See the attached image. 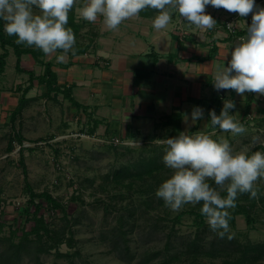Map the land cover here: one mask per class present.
Returning <instances> with one entry per match:
<instances>
[{
  "label": "rangeland",
  "instance_id": "obj_1",
  "mask_svg": "<svg viewBox=\"0 0 264 264\" xmlns=\"http://www.w3.org/2000/svg\"><path fill=\"white\" fill-rule=\"evenodd\" d=\"M84 2L77 0L69 14L73 11L76 20L84 25L77 47L92 44L93 47H89L85 54H67L62 63L57 62V56L61 54L58 51L43 57L45 62L53 63L58 87L70 86L71 96L83 106L79 110L63 92L56 99L52 98L53 93L44 97L46 87L35 80L24 108L12 120L11 114L22 93L17 87L28 86L27 71H33L38 77L44 73V66L31 55H23L20 67L24 72L18 71L17 57L8 47L5 70L0 75V254L13 243L24 249L13 264H264V178L255 183L258 198H250V193L238 194L236 200L242 209H228L233 221H229V233L223 238L210 230L206 218L201 223L186 214L175 223L179 213L198 210L202 202L186 204L174 212L156 196L159 186L173 174L163 162L167 145L158 141L178 136L181 132L187 135L214 132V140L227 139L234 151L251 145L254 136L264 141V95L245 92L241 96L235 90L227 89L226 96L219 103L213 98H216L217 90L212 77L204 86L205 102L199 106L189 103L182 110L186 114L180 123V131H175L172 124H164L165 119L159 121L156 116L154 120H134L127 138L120 133L112 134V128H107L103 122L107 114L93 109L95 84H99L101 75L110 69L111 64L106 59L117 53L122 42L136 47L139 44L134 39L135 34H141L149 27L142 26L141 19L137 18L139 15L135 21L131 18L116 30H108L103 17L89 22L79 15L77 9ZM34 11L39 14V9ZM155 12L159 13L158 10ZM177 12L171 10L169 24L174 25L173 29L180 26ZM224 26L230 32L238 29L228 21ZM172 34H169L170 38ZM145 39L149 38H142ZM2 53L0 47V55ZM169 56L171 60L177 57L174 54ZM217 64L228 66L218 62L214 69ZM87 68L94 70L93 73L87 72L86 84L81 80ZM107 84L114 86L110 82ZM111 90L114 96L124 95L120 88ZM209 100L214 103L211 107ZM226 100L235 104L229 114L246 128L245 133L233 135L212 127L209 112L214 110L219 115ZM194 107L203 109V118L193 123L190 117ZM99 117L102 120H98L99 125L90 134L86 130ZM131 120L126 122L130 125ZM64 123L69 126H63ZM119 129L122 132L123 125ZM18 131L25 139L21 146L14 136ZM53 135L54 138L50 139ZM10 142L13 144L11 151L8 150ZM259 145L264 147V143H256L251 151L264 153V149H256ZM22 157L33 190L36 193L47 191L64 207L43 205L38 217L44 218L48 234L40 231L41 238L30 233L35 226L32 215L20 216L28 200L20 163ZM142 158L155 159L161 167L141 178L123 179L120 176V181L114 180L117 171L128 166L135 170L136 163ZM207 182L216 187L213 180ZM120 228L124 235L120 234ZM25 233L30 234L25 238ZM229 234L232 239L228 238ZM123 239H126V245L122 243ZM192 243L198 246L197 252L189 248ZM224 244L228 251L221 249Z\"/></svg>",
  "mask_w": 264,
  "mask_h": 264
},
{
  "label": "clouds",
  "instance_id": "obj_2",
  "mask_svg": "<svg viewBox=\"0 0 264 264\" xmlns=\"http://www.w3.org/2000/svg\"><path fill=\"white\" fill-rule=\"evenodd\" d=\"M77 0H0V20L4 22V31L16 36L15 43L42 50L51 55L58 50L57 62L65 61L67 54H74L75 35L66 27L69 12ZM223 8L240 17L251 14V24L246 35L231 51L228 66H215L213 85L217 91L232 89L238 95L245 92L264 95V7L255 0H85L78 8L79 15L96 22L103 17L108 30H116L122 22L137 17L139 13L151 8L159 14L153 21V27L159 31L166 28L172 17L171 10L179 12L180 17L201 31L213 29L216 21L206 14V6ZM34 9H39L37 14ZM231 27V25H229ZM235 108L231 100L224 102L219 115L209 112L210 123L215 129L239 135L246 128L229 114ZM203 118V109L194 107L191 121ZM212 134L196 132L158 141L167 145L163 156L165 166L173 170L171 178L165 180L156 191L165 206L172 211H180L184 205H196L202 202L200 212L206 217L210 230L221 238L229 233L230 213L228 209L236 207L238 194L250 193V198H258L255 183L264 178V153L249 152L256 143H264L259 136L252 137V143L239 151H234L227 139L219 141ZM213 180L216 187L207 182ZM227 193L226 197L221 192ZM232 239V235H228Z\"/></svg>",
  "mask_w": 264,
  "mask_h": 264
},
{
  "label": "crops",
  "instance_id": "obj_3",
  "mask_svg": "<svg viewBox=\"0 0 264 264\" xmlns=\"http://www.w3.org/2000/svg\"><path fill=\"white\" fill-rule=\"evenodd\" d=\"M255 3L264 7V0H255ZM155 11L154 9L146 11V14L139 13L140 16L137 18L141 19L142 26L148 25L149 29L141 34H135L134 39H137L139 45L133 47L124 41L117 53H112V57L106 59L111 67L101 75L99 84H95L97 90H93L95 102L93 109L102 110L107 114L108 117L103 120L104 124L107 128H112V134L120 133L123 138L129 137L134 120L143 118L154 120L157 116L159 121L165 119L166 122L175 116L182 122L186 114H183L182 110H185L186 105L189 103L195 106L202 105L205 102L204 86L214 77V64L218 62L228 64L231 51L239 42V38L246 35V29L252 20L251 14L240 17L238 13H230L223 8L216 9L208 5L206 14H210L216 21L213 29L201 31L194 25H189L178 14L179 27L173 29L174 25L169 24L157 31L153 27V21L159 13ZM126 21H131V18L124 22ZM226 21L232 22L238 29H234L235 32L228 31L224 26ZM239 32L243 34L239 36L237 34ZM144 33L148 35L145 36ZM170 33H173L171 38ZM146 37L149 39L143 41L142 38ZM169 54L177 57L171 60ZM93 70L87 68L82 73L81 81L86 83L88 81L86 74L93 73ZM53 71L55 72L54 69ZM108 82L114 86H109ZM118 88L123 90L124 95L114 96L111 89ZM225 92L227 93V90ZM217 96L221 101L224 98L220 97L218 91ZM99 118L93 121L102 120ZM130 119L132 120L129 125L126 121ZM122 125L124 130L121 132L119 128Z\"/></svg>",
  "mask_w": 264,
  "mask_h": 264
},
{
  "label": "trees",
  "instance_id": "obj_4",
  "mask_svg": "<svg viewBox=\"0 0 264 264\" xmlns=\"http://www.w3.org/2000/svg\"><path fill=\"white\" fill-rule=\"evenodd\" d=\"M142 14H146V11L143 10L141 11ZM83 24L78 22L76 20V16L74 14V12L72 11L69 14V20H68V24L66 25V27H70L73 30V33L75 35V39H76V43L74 45V52L76 54H85L87 52V49L89 47H93V44L90 46L85 45L83 47H77V39L80 35V32L83 28ZM92 31V30H91ZM93 32V31H92ZM239 36H241L243 33L239 32L237 33ZM96 37V36H95ZM17 37L16 36H9L6 34V32L4 31V22L2 20H0V47L3 50V53L0 55V75L4 73L5 70V66H6V59L9 55V51H8V47H11L14 51L15 56L17 57V70L20 72H24L21 67H20V62H21V58L23 55H31V57L37 61L40 65L44 66V73L40 76H35L33 71H27L26 73L29 74V84L26 87H21L18 86V91H21V96L19 98V104L17 106V108L15 109V111H13L12 115V120H15V117L17 114H19L22 109L24 108L26 102L28 101L27 95L28 93L33 89L34 87V81L38 80L39 83H41L42 85H44L45 88V93H43L44 97H49L50 94L53 93L52 98L56 99L58 94L60 92L64 93V96L66 98L69 99V101H71L73 107H76L78 110L83 107L81 104H79L77 101H75L74 97L71 96L70 93V86L68 88H64V89H60V87H58L57 85V75L56 73L52 70V66L53 63H51V61H47L45 62V60L43 59V57L45 56V54L42 52V50L33 47H28L25 46L23 44L18 45L17 43H15ZM95 39V38H94ZM93 40L91 39L90 42H92ZM58 52H61L60 50H58ZM73 52H69L68 54L72 55ZM212 56V55H211ZM209 57V56H208ZM211 58V57H209ZM215 99V101L221 103V100L219 98V96L213 97ZM212 101L209 100V107H211L214 103H211ZM211 103V104H210ZM85 110L84 113L87 112L86 107L84 106ZM175 117V116H174ZM170 118L168 119L164 124H172L175 131H180V120H178L176 117L174 118ZM93 125L88 127V129L86 131H88L90 134L94 132L95 128H97L99 122L98 121H93ZM63 126H69L68 123H64ZM173 130V131H174ZM176 133V132H175ZM18 144L21 146L23 144V142L25 141V139L23 138V136L21 135V133L18 131L14 134ZM175 136V135H174ZM54 135L51 136L50 139H53ZM13 142V141H12ZM12 142H10L8 150L11 151L13 148V144ZM261 148L264 149L263 146H257L256 149ZM256 150L250 151L249 155H251L253 152H255ZM155 159H140L139 162L136 163L135 165V170L132 169L131 166L128 167H124L122 169H120L119 171H117V175L116 174V178H114L115 181H120V176H122L123 179L128 178V177H137V178H141L143 177L145 174H152L154 172H157L159 170V168L161 167L160 165H158L155 161ZM21 166L23 168V173L25 176V185H26V191L28 193V200H27V205L26 207L22 210V214L24 216L27 215H32V219H34L35 221V226L34 229L30 232V233H35L39 238H41L40 235V231L43 230V232L45 234H48V229L45 225V220L44 218L38 217V213L41 211L42 207L44 204H48L50 207L52 208H59V209H64L63 205L57 201L51 194H49L47 191L42 192V193H36L33 188L31 187V185L29 184L28 180H27V169L24 163V159L23 157L20 160ZM120 177V178H119ZM213 185V184H212ZM211 185V186H212ZM150 189V188H149ZM227 193L225 192H221V196L222 197H226ZM38 200H42L43 202H38ZM236 208L241 211V206L239 205L238 201L236 200ZM164 203V201L162 202ZM200 204V203H199ZM202 208V205H199L198 210H191L190 212H181L179 213L176 217H175V223H177L178 221L181 220V218L186 215V214H190L192 216H194L196 219H198L201 223H203V221L205 220V216H203L200 212V209ZM31 210L33 212H31ZM229 221H233V215L230 214V219ZM30 233H25V238L29 236ZM120 234L124 235L125 232L122 231V228H120ZM122 243H124L126 245V239L122 240ZM220 243H222V241H220ZM115 247L120 250L119 245L115 244ZM227 247L224 244V247L221 248L223 251H228ZM189 248L192 251L197 252L198 246L195 243H192ZM7 251H5L4 253L1 252L0 254V264H13V261H18V255L20 256V251L24 250L23 247H21L20 245H14L13 243L8 245V247L6 248ZM43 250V249H42ZM262 250V248H261ZM41 251V249H40ZM14 256V257H12Z\"/></svg>",
  "mask_w": 264,
  "mask_h": 264
},
{
  "label": "water",
  "instance_id": "obj_5",
  "mask_svg": "<svg viewBox=\"0 0 264 264\" xmlns=\"http://www.w3.org/2000/svg\"><path fill=\"white\" fill-rule=\"evenodd\" d=\"M218 93L220 94V97H224L225 90H220V91H218Z\"/></svg>",
  "mask_w": 264,
  "mask_h": 264
},
{
  "label": "built area",
  "instance_id": "obj_6",
  "mask_svg": "<svg viewBox=\"0 0 264 264\" xmlns=\"http://www.w3.org/2000/svg\"><path fill=\"white\" fill-rule=\"evenodd\" d=\"M232 32V31H231ZM233 32H235V30H233Z\"/></svg>",
  "mask_w": 264,
  "mask_h": 264
}]
</instances>
